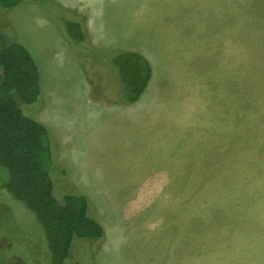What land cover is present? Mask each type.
<instances>
[{"label": "rangeland", "instance_id": "1", "mask_svg": "<svg viewBox=\"0 0 264 264\" xmlns=\"http://www.w3.org/2000/svg\"><path fill=\"white\" fill-rule=\"evenodd\" d=\"M55 1L87 16L101 50L144 52L155 71L147 108L113 104L116 68L78 61L50 0L0 4V36L41 71L39 99L18 103L49 131L54 195H87L105 228L66 264H264V0ZM156 112L178 126L156 130ZM0 264H49L43 225L5 192Z\"/></svg>", "mask_w": 264, "mask_h": 264}, {"label": "trees", "instance_id": "2", "mask_svg": "<svg viewBox=\"0 0 264 264\" xmlns=\"http://www.w3.org/2000/svg\"><path fill=\"white\" fill-rule=\"evenodd\" d=\"M23 1L0 0V4L9 9ZM50 2L54 7L48 13L59 25L78 61L100 59L103 71L110 65L116 68L119 84L108 86L110 94L104 93V97L118 104L139 100L153 74L149 58L142 52L124 48L101 50L92 41L84 13L55 0ZM0 68V167L9 174L1 180L0 192L24 203L43 225L49 264H66L76 240L80 239L78 243L84 247L90 241L103 243L105 228L89 213L87 195L71 191L63 194L62 201L54 195L49 173L53 163L49 131L18 103V100L34 103L41 94V71L32 53L24 44L6 42L1 35Z\"/></svg>", "mask_w": 264, "mask_h": 264}, {"label": "crops", "instance_id": "3", "mask_svg": "<svg viewBox=\"0 0 264 264\" xmlns=\"http://www.w3.org/2000/svg\"><path fill=\"white\" fill-rule=\"evenodd\" d=\"M126 49V48H125ZM141 52V51H140ZM142 53H144V52H142ZM144 54H146V53H144ZM152 65V64H151ZM152 68H153V66H152ZM154 78H155V71H154V69H153V74H152V78H151V81H150V83H149V85H148V87H147V89L145 90V92L142 94V96H141V98L139 99V100H137V101H135V102H133V103H130V104H124L125 106H128V107H130V106H138L139 107V110H140V108H143V109H145V108H147L148 106H149V104H151L154 100H155V97H153V95H154V91L153 90H151V88L152 87H150V85H151V83H152V81L154 80ZM143 96H144V98H143ZM111 103H113V102H111ZM114 104V103H113ZM119 105H123V104H119ZM172 112H174V111H172ZM154 114H152V115H149V120L151 121L150 123L152 124V126H154L155 127V129L156 130H160V131H163V132H167V133H169V132H172V130L174 129V126L176 127V126H178V125H176V124H174V121L173 120H171L170 122H169V120H168V117H167V120L165 121V123H161V122H157L156 120H158V118H157V112L155 113V116H153ZM172 115V114H171ZM151 126V125H150ZM160 134H162V133H160ZM172 134H170V136H171ZM179 138H182L181 136L179 137ZM179 142H170V144L172 145H175V144H178ZM210 142H208V144H209ZM212 144H214L215 142H211ZM175 146H177V145H175ZM197 147H200L201 148V146H199V145H197ZM192 175V174H191ZM193 176H195V175H193ZM243 187V186H242ZM250 189H251V191H252V187L251 186H248ZM248 187H247V189H248ZM250 191V192H251ZM250 192H248V190H247V192H244V194H247V193H250ZM202 193H204L205 194V196H203V198L202 199H200V200H202L203 201V203L204 202H207V204L209 205V204H214V203H216V187H213V188H210V189H203V191H202ZM237 194H243V191H238L237 192ZM208 195V196H207ZM199 200V199H198ZM197 200V201H198ZM201 202V201H200ZM204 205V204H203ZM201 216H203L202 218L204 219V218H206V216L203 214V215H201Z\"/></svg>", "mask_w": 264, "mask_h": 264}]
</instances>
